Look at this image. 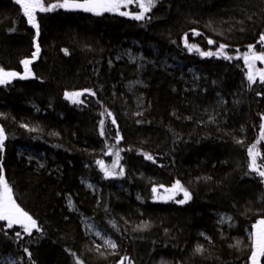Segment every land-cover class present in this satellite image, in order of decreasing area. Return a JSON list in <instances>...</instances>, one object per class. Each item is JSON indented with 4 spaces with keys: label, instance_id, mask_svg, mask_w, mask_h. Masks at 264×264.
<instances>
[{
    "label": "trees",
    "instance_id": "trees-1",
    "mask_svg": "<svg viewBox=\"0 0 264 264\" xmlns=\"http://www.w3.org/2000/svg\"><path fill=\"white\" fill-rule=\"evenodd\" d=\"M43 1L57 7L38 14L37 35L20 5L0 0V68L23 75L30 60L32 73L0 84V179L37 223L30 234L1 223V257L251 264L248 233L264 219V82L249 81L244 57L264 50V0H154L130 7L140 20ZM79 91L90 92L83 103L66 99ZM177 181L191 194L182 204L183 192L167 199Z\"/></svg>",
    "mask_w": 264,
    "mask_h": 264
},
{
    "label": "snow or ice",
    "instance_id": "snow-or-ice-1",
    "mask_svg": "<svg viewBox=\"0 0 264 264\" xmlns=\"http://www.w3.org/2000/svg\"><path fill=\"white\" fill-rule=\"evenodd\" d=\"M132 0H85L83 4L74 3L69 4L68 0H65L63 4L58 5L59 7H75L82 8L84 11L96 12L97 15L101 14L103 11H114L118 10L120 7H127L128 3H131ZM17 3H22L25 14L28 17L29 23H32L34 27L37 29V35L39 34V25L36 23V17L34 13L38 9L41 12L51 11L52 8L57 7V5H52L51 7H45L43 0H17ZM137 7L142 8L144 12L150 11L151 7L154 6V0H147L145 3L144 0H136ZM128 13H121V15H127ZM135 19H143V12L134 17ZM260 42L264 44V34L260 36ZM187 43V40H186ZM212 43V41H209ZM224 46H221L223 48ZM190 50L195 49V45H189ZM255 46H250L249 52L250 55L245 54V62L248 63L249 73L248 79L249 81L255 83L257 75L261 82H264V69H255L253 71L255 65V61L264 62V50L257 53L255 50ZM39 45L36 46V53H34V57L39 53ZM66 51V50H65ZM203 55H213V53H202ZM31 63L30 60L23 61L25 65V75L21 78H28L31 75L30 69L28 65ZM20 74L17 72H9L0 68V84H6L10 82L12 78L19 76ZM81 93H72L69 94V98L73 99V102H79L78 98ZM115 121H113L114 123ZM264 127V126H262ZM6 139L4 135V130L0 128V148L3 147V142ZM255 145L252 148L248 149L249 155L252 157V167L254 170H258L255 167L256 164V156L259 153L254 151ZM148 159H152L151 156L147 157ZM259 175L264 177V171H259ZM0 184L3 185L2 190H0V220L7 221L8 226L12 225H21L25 231L30 232L33 227L36 226L35 220L32 219L28 213L24 212L19 205L16 204L15 200L12 197V189L8 186L6 181L0 179ZM154 192L157 189H153ZM172 194L167 196V199H174V196L178 192H183L184 199L178 201V203H185L187 200L191 199V194L183 188L179 181L176 182L175 186L172 189L167 190ZM255 233L253 234V246L254 251L251 254V264H259L260 258L264 257V219H261L255 225ZM19 235V233H17ZM109 245L113 248L116 247L114 243L111 241L108 242ZM202 249L197 248V251H201ZM123 264V262H121Z\"/></svg>",
    "mask_w": 264,
    "mask_h": 264
},
{
    "label": "rangeland",
    "instance_id": "rangeland-1",
    "mask_svg": "<svg viewBox=\"0 0 264 264\" xmlns=\"http://www.w3.org/2000/svg\"><path fill=\"white\" fill-rule=\"evenodd\" d=\"M15 3H17V0H13ZM144 2L146 3L147 2V0H144ZM43 3H44V1H43ZM18 5H20L21 7H22V9H23V5H22V3H17ZM136 5L137 6V3H136V0H132V2L131 3H128V5H127V7H124V6H122V7H120L118 10H114V11H103L102 13H112V14H117V15H120L121 13H128L127 15L128 16H130V17H135L136 16V13H134V12H132V9L130 8L131 6H133V5ZM44 5H45V3H44ZM45 7H47L46 5H45ZM23 12H24V9H23ZM41 11H39L38 9L36 10V12L34 13V15H35V17H36V22H37V18H38V14L40 13ZM25 13V12H24ZM94 13H96V12H94ZM26 15V14H25ZM27 16V15H26ZM127 59V61L129 62V63H134V62H136V61H141V60H143L142 58V56L140 57V56H137V55H135V53L133 52H129V53H127V57H126ZM254 65H255V67H254V69H253V71L255 72V69H264V62H261V61H255L254 62ZM30 66H31V63L28 65V68H30ZM246 67H247V69L248 70H250L249 69V66H248V63H247V65H246ZM24 72H25V65H24ZM31 72V71H30ZM31 75H32V73H31ZM256 81H260V79H259V76L257 75V77H256ZM72 93H81V95L79 96V98H78V100H79V102H76V103H74L73 102V99H70L69 98V94H72ZM90 94V92L89 91H79V92H71V93H67L66 94V99L68 100V101H70L71 103H74V104H80V103H83L84 102V98H86V96L87 95H89ZM32 159V158H31ZM112 167L114 168V169H116L117 168V166L119 165V162H118V158L117 159H115L112 163ZM118 170V169H117ZM84 184L88 187V188H90L93 192L96 190V186H95V184L92 182V181H84ZM2 187H3V185L2 184H0V190H2ZM12 197H13V195H12ZM13 199H14V197H13ZM15 200V199H14ZM16 202V201H15ZM16 204H17V202H16ZM18 205V204H17ZM33 219V218H32ZM34 220V219H33ZM218 220H219V222L223 225V226H227V227H229V228H232L234 225H233V223H232V219L230 218V217H228L227 215H225V214H220V215H218ZM82 221H83V225H84V227H85V229L87 230V231H89L92 235H93V237L97 240V241H99L101 244H102V246H104V247H106V248H109V249H111V250H116V248H117V246L115 247V248H113V247H111L110 245H109V241H111L112 243H114V241L104 232V231H102L96 224H95V222L92 220V219H90V218H86V217H84V218H82ZM260 221V220H259ZM258 221V222H259ZM36 222V221H35ZM257 222V223H258ZM1 223H6V224H8V222L7 221H2V220H0V224ZM256 223V224H257ZM11 227H18V228H20L21 229V231L22 232H24V233H26V234H30V233H32L33 231H35L36 229H37V223H36V226L35 227H33L32 229H31V231L30 232H27V231H25L24 230V228L21 226V225H12ZM255 231H256V229H255V226H254V229H253V231L251 232V233H248V236L250 237V239L253 241V234L255 233ZM115 244V243H114ZM116 245V244H115ZM0 264H13V260L12 259H10V258H4V257H1V255H0ZM259 264H260V261H259Z\"/></svg>",
    "mask_w": 264,
    "mask_h": 264
},
{
    "label": "water",
    "instance_id": "water-1",
    "mask_svg": "<svg viewBox=\"0 0 264 264\" xmlns=\"http://www.w3.org/2000/svg\"><path fill=\"white\" fill-rule=\"evenodd\" d=\"M64 8L66 9L67 7H64ZM24 75H25V73H24L23 75H20V78L23 77ZM12 79H14V78H12ZM21 79H22V78H21Z\"/></svg>",
    "mask_w": 264,
    "mask_h": 264
}]
</instances>
